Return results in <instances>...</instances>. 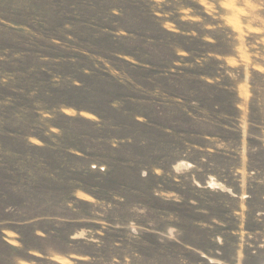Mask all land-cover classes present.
<instances>
[{"label": "rangeland", "instance_id": "obj_1", "mask_svg": "<svg viewBox=\"0 0 264 264\" xmlns=\"http://www.w3.org/2000/svg\"><path fill=\"white\" fill-rule=\"evenodd\" d=\"M0 264H264V0H0Z\"/></svg>", "mask_w": 264, "mask_h": 264}]
</instances>
